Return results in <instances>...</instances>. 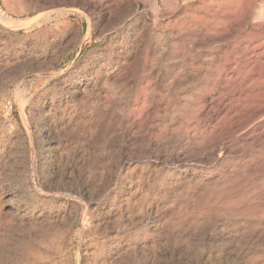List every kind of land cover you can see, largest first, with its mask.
<instances>
[{"label":"rangeland","instance_id":"374dc122","mask_svg":"<svg viewBox=\"0 0 264 264\" xmlns=\"http://www.w3.org/2000/svg\"><path fill=\"white\" fill-rule=\"evenodd\" d=\"M0 264H264V0H0Z\"/></svg>","mask_w":264,"mask_h":264}]
</instances>
